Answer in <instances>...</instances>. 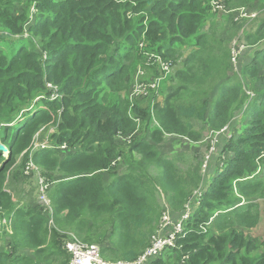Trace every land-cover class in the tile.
Wrapping results in <instances>:
<instances>
[{"label":"trees","instance_id":"1","mask_svg":"<svg viewBox=\"0 0 264 264\" xmlns=\"http://www.w3.org/2000/svg\"><path fill=\"white\" fill-rule=\"evenodd\" d=\"M13 1L0 0V45H17L8 57L0 46V123L13 122L21 109L27 117L1 130L8 153L0 152V218L11 216L12 233L9 248L0 249V264H67L60 231L97 244L106 260L135 259L155 235L161 214L156 197L164 194L179 214L201 182L198 169L180 172L153 142L165 134L193 137L191 119L219 131L243 107V125L224 142L218 156L223 166L206 181L184 223L185 234L146 264H264V240L252 231L261 220V202L252 198L264 200L263 16L244 33L243 43L234 45L244 54L241 74L255 81V93L244 99L239 75L228 73V36L199 32L208 9L203 5L212 0H24L29 9L21 16L11 13ZM220 1L236 11L250 0ZM27 32L29 38L23 36ZM141 39L151 47H144L147 52L183 58L171 76L172 89L150 111L135 101L149 99L158 87L146 96L131 95L135 80L128 87L129 60L133 54L143 57L137 51ZM180 43L192 46L185 56ZM143 68L145 80L158 74L153 66ZM47 84L60 96L51 100ZM185 94L203 96L185 102ZM151 118L157 127L149 138H138V119ZM43 129L47 145L31 151ZM63 143L69 151L60 150ZM19 155L21 166L31 160L59 173L49 189L55 228L48 227L49 215L41 207L14 208L5 180ZM29 250L27 257L23 252ZM15 252L21 253L15 257Z\"/></svg>","mask_w":264,"mask_h":264},{"label":"rangeland","instance_id":"2","mask_svg":"<svg viewBox=\"0 0 264 264\" xmlns=\"http://www.w3.org/2000/svg\"><path fill=\"white\" fill-rule=\"evenodd\" d=\"M214 1V4L219 6L221 5L220 0H212ZM260 0H250L249 4H247L245 7H240L238 11H233L235 9H229L226 8L223 3V7H220L219 10H213L209 4V2H206L203 6L208 8L205 15L203 23H201L199 27V32H209L212 33L214 37L222 36L225 38V36H228V40H225L228 44V47L230 48V52L232 50L233 43H243V36L244 33L248 29H252L254 25L256 24L257 20L263 16L264 18V3L259 2ZM208 5V6H207ZM26 9L28 10L29 7L26 5L24 0H14L13 5L10 9L11 13L16 16H21V12ZM31 12V9L30 11ZM214 26V27H212ZM224 29V30H222ZM26 38H29L30 35L28 32L24 35ZM25 42V40H23ZM140 44H142V48L150 49L151 47L148 46V43L141 39L137 43V51L140 54L139 48ZM177 47L180 48L184 56L187 54L188 51L191 50V45H185V44H176ZM2 47V52L7 57L12 52V46L14 48H17V45L12 44H4L0 45ZM135 53V52H134ZM239 55V54H238ZM244 54L240 53L239 56H242ZM143 56V55H142ZM238 57V56H237ZM237 59V58H236ZM183 58H179L177 60H174L173 68L171 73L168 74V76L159 81V86L156 89V91L153 93V96L150 97L147 100H137V104L139 107L143 108L144 110H149L150 107L155 105H160L165 96L167 95V90L172 89L173 80H171V76L173 75V70L176 67H179L181 65V61ZM232 62V61H231ZM130 70L128 75V87L130 86L131 82L133 80L134 84L137 79H139V72H144L145 76L147 75V71L143 68L144 66H149L150 64H146L144 62V56L136 57L133 54V57L129 60L128 63ZM238 69V66L232 62L230 69L228 71L229 75H237L238 73L236 70ZM149 75L153 74V70L150 69L148 72ZM243 85V92L241 97L246 98L248 95H252L255 93L254 90V82L255 81H249V79H246L244 74H238ZM238 77V76H237ZM142 78V77H141ZM140 78V79H141ZM133 84V85H134ZM127 91L128 89L123 93L124 97H127ZM156 93V94H155ZM186 96L182 95L181 100L185 102H196L199 99H202V96L199 97L198 94L190 95L185 94ZM215 95V88L211 90L208 96V100H211L213 96ZM60 96V95H59ZM37 100V99H36ZM35 100V101H36ZM192 100V101H191ZM250 99H247V102ZM35 104V102H33ZM34 110V109H33ZM32 110V111H33ZM239 110H236L233 112V116L231 120L234 119V115ZM242 115V112H239L237 118L240 119ZM58 120L60 115L58 114ZM54 123L57 122V118L54 117ZM237 120V123H238ZM244 118H241V126L243 125ZM193 128H194V135L193 137H185V136H178L173 134H166L164 135L163 139L158 142L154 143V145L158 148L159 154L164 155L165 158L171 162H174L175 165L178 167L179 171L182 173L186 172H194L198 169L197 174L201 176V182L198 184L204 183L202 180H209L212 179V177L217 173V170H214L213 168L215 164L218 162V156L221 152L222 146L224 144V139L230 138L231 135H228V129L227 126L224 128V132L215 133L216 131H212L208 128L207 123L204 121H196L191 119L190 120ZM50 127V126H49ZM157 127L156 122L153 118H151L147 123L142 121L141 119H138L137 121V131L140 133L137 137H146L149 138V133L151 129ZM53 125L49 128V130L54 129ZM13 129V128H12ZM237 129V128H235ZM234 132V130H232ZM137 133V132H136ZM0 131V135H1ZM36 143H42L46 139V129H43L40 133H37L36 135ZM148 141L152 142V139H149ZM123 140L119 137L117 138V144L118 146H123ZM129 143V141H128ZM126 155H128V146H126ZM138 156V155H137ZM176 159V161L174 160ZM123 160V159H122ZM115 163L117 162V159L113 160ZM118 161H121V158L119 157ZM24 167L21 166V155H19L13 165L8 168L6 173V180H5V189L8 190L12 196V201L14 203V208H20V209H27L28 207L38 206L40 207L38 201H37V188L38 183L36 180V171H30L28 173L24 172ZM213 168V173H210V170ZM40 175L42 177H55L59 173L46 171L40 167H37ZM150 172L152 173V169H150ZM103 173V172H101ZM209 174H211L209 176ZM109 182L108 180V174L104 172V183L107 184ZM198 189L194 190L193 194L198 191ZM192 194V197H193ZM191 197V198H192ZM160 198H162V201L166 199L164 194H160ZM190 198V199H191ZM158 201V197H156ZM252 201H256L257 203H260V211H261V220L258 224V226L253 229L252 231L255 232L257 235L261 237L262 240H264V200L257 199V197H253ZM10 219L11 216H4L0 218V226L8 227L10 225ZM209 224V223H208ZM1 228V227H0ZM68 233H61V237H66ZM5 243V241H4ZM172 256H170V260L172 259ZM103 257V256H102ZM104 258V257H103ZM105 259V258H104ZM184 261V259L182 260Z\"/></svg>","mask_w":264,"mask_h":264},{"label":"built area","instance_id":"3","mask_svg":"<svg viewBox=\"0 0 264 264\" xmlns=\"http://www.w3.org/2000/svg\"><path fill=\"white\" fill-rule=\"evenodd\" d=\"M234 45L238 43H233L232 54L236 57L238 56L240 49H237ZM139 50L144 56L146 64L154 65L159 74L156 77H152L149 80H145L144 72H139V79L136 80L132 88V96H146L150 90H154L159 86V81L165 79L166 75L171 72L173 68V63L171 60L163 59L160 55L155 53H150L142 48V44L139 45ZM44 59L46 55L44 54ZM142 77V78H141ZM141 78V79H140ZM49 88L52 89L50 98L55 99L59 97L57 89L50 84H47ZM41 143H34V148L39 146ZM61 149L66 148L65 145L60 146ZM30 171H36V178L38 183L37 188V201L48 213L51 212V204L48 199L47 193L51 182L46 181L45 177H42L31 161L27 162L24 167V172L28 173ZM188 215L186 213L178 216L169 210V212L164 210L160 216V224L156 229L155 235L151 238L149 246L133 261H116V262H106L99 255V248L94 244L82 243L79 241L68 240L63 244V248L70 253L71 258L68 264H146L147 262L156 259L160 256L167 248H172L175 244V240L178 235L182 232V220Z\"/></svg>","mask_w":264,"mask_h":264},{"label":"clouds","instance_id":"4","mask_svg":"<svg viewBox=\"0 0 264 264\" xmlns=\"http://www.w3.org/2000/svg\"><path fill=\"white\" fill-rule=\"evenodd\" d=\"M211 6V8L213 9V10H219V8L220 7H223V5H222V3H221V5H220V7L219 6H217V5H215L214 3L212 4V5H210ZM32 11H34V9L32 8ZM236 11H238V10H236ZM31 20V19H30ZM24 36V35H23ZM25 37V36H24ZM26 38V37H25ZM157 55H159L158 53H156ZM161 56V55H160ZM162 57V56H161ZM163 58V57H162ZM236 58H237V56L235 57L233 54H232V50H231V61L232 62H235L236 61ZM163 59H166V58H163ZM167 60H171V59H167ZM172 61V60H171ZM144 62H145V60H144ZM172 63H173V61H172ZM173 65H174V63H173ZM149 66H153L154 68H155V70L158 72V70H157V68L154 66V65H149ZM172 71V70H171ZM171 73V72H170ZM158 74H159V72H158ZM158 74L156 75V76H158ZM169 74V73H168ZM168 74L166 75V77L168 76ZM156 76H154V77H156ZM165 77V78H166ZM50 95H51V92H50ZM253 95V94H252ZM252 95H250V96H252ZM49 98H50V96H49ZM51 99V98H50ZM51 100H53V99H51ZM244 108V107H243ZM243 108L241 109V110H243ZM152 109V106L150 107V109H149V111ZM152 113V112H151ZM25 117H27L26 116V110L25 109H21V111H19L18 112V114H17V116L15 117V120L13 121V122H11V123H0V131L2 130V128L3 127H5V126H7V127H12V128H14L15 127V124H17V122H19V121H21L23 118H25ZM229 125H230V123L228 124V125H226L227 126V128L225 129V130H227L228 129V127H229ZM225 126V127H226ZM225 127H223L221 130H219V131H216L215 133H220V132H224L225 130H224V128ZM11 128V129H12ZM54 132V130L53 129H51V130H49V133H53ZM166 135V134H165ZM230 135H231V133H230ZM1 136V135H0ZM229 139V138H228ZM227 139V140H228ZM150 142V141H149ZM0 143L1 144H3L2 142H1V140H0ZM35 143V142H34ZM34 143H33V145L31 146V151L32 150H36V149H38V148H45V146L47 145V141L45 140L44 142H42L40 145H44L43 147H41V146H39L38 148L36 147V148H34ZM4 145V144H3ZM61 145H65L66 146V148H64V149H61L60 148V146ZM61 145H59V148H60V150H62V151H69V148H68V146H67V144H65V143H63V144H61ZM5 147H6V145H4ZM52 146V145H51ZM54 147V146H53ZM7 148V147H6ZM1 153H3V155L4 156H7V153H8V149H7V151L6 152H1ZM29 161H31V160H29ZM28 161V162H29ZM32 162V161H31ZM33 163V162H32ZM115 163V161H113L112 162V164H114ZM26 165V164H25ZM24 165V166H25ZM36 166V165H35ZM223 166V164H220L219 166H217V167H222ZM38 167V166H37ZM217 167L215 168V170H217ZM58 178V175L57 176H55V177H49V178H47V177H45V179H46V181L48 180L49 182H51V184L49 185V188H48V193H47V196H48V199H49V189L52 187V185L53 184H55L56 182H57V179ZM36 180H37V178H36ZM208 181V180H207ZM209 181H210V179H209ZM202 182L204 183V185L203 184H200L199 185V190H200V192H198V191H196L194 194H193V197H192V199L186 204V208H185V210L181 213V214H178V216H180V215H182V214H184V213H186L188 216L186 217V218H184L183 220H182V232L180 233V236H183L184 234H185V229H184V223H185V221H187V220H189L188 219V217H189V215H190V213L196 208V205L198 204V202H200V197H201V195L203 194V192H204V189H205V184H206V181L205 180H202ZM49 201H50V199H49ZM50 204H51V202H50ZM40 205V204H39ZM40 207L43 209V207L40 205ZM170 209V208H169ZM43 211L45 212V213H48L47 211H45L44 209H43ZM52 214H53V209H52V205H51V212H49L48 213V215H49V223H50V220L52 219ZM50 224H52L53 225V227L55 228V225H54V223L53 222H51ZM1 229L2 230H4V231H8L9 229H10V232L12 233V229H11V224L9 225V228L8 227H4V226H1ZM179 236V235H178ZM94 245H97V244H94ZM63 246V245H62ZM98 246V245H97ZM98 248H99V246H98ZM145 250V249H144ZM143 250V251H144ZM69 255H70V253H68ZM141 254V253H140ZM139 254V255H140ZM138 255V256H139ZM137 256V257H138ZM104 261H106V262H116V261H123V262H127V261H133V260H135V259H137V257L135 258V259H131V260H116V261H110V260H106V259H104L102 256H100ZM70 258H71V255L69 256V260H68V263H69V261H70ZM67 263V264H68Z\"/></svg>","mask_w":264,"mask_h":264},{"label":"crops","instance_id":"5","mask_svg":"<svg viewBox=\"0 0 264 264\" xmlns=\"http://www.w3.org/2000/svg\"><path fill=\"white\" fill-rule=\"evenodd\" d=\"M216 1V0H215ZM189 52V51H188ZM243 52V50L241 49L240 50V52H239V55H240V53H242ZM154 53V52H153ZM238 55V57H237V59H236V61L235 62H233V63H235L237 66H238V69L236 70V72L238 73V74H241V71H242V60H241V56H239ZM231 64H232V62H231ZM183 66V60L181 61V65L179 66V67H176L174 70H173V73L175 72V70L176 69H178V68H180V67H182ZM171 89H168L167 90V92H169ZM239 112H242L243 113V110H240V111H237L236 112V114L234 115V119L235 120H230V125H229V129H228V135L230 134V133H233V131L232 130H235V128H237V129H239L240 128V126H241V118H242V115H241V117H240V119L238 120V118H237V116H238V114H239ZM237 120H238V123H237ZM227 137L224 139V142L225 141H227ZM162 156H164V155H162ZM175 161H176V159H174ZM217 165H218V162L215 164V166L213 167V168H216L217 167ZM219 166V165H218ZM213 168L210 170V173H213V171L215 170H213ZM211 174H209V176H210ZM8 191V190H7ZM159 199H158V201H157V204H158V207H159V209H160V211H161V213L164 211V210H166L167 209V211L169 212V205H168V203H167V200L165 199L164 201H162V198H160V197H158ZM157 200V199H156ZM171 211L173 212V213H175L172 209H171ZM182 212H179V214H181ZM160 216H161V214H160ZM52 222V219L50 220V223ZM50 223H48V227L51 229V228H54L53 227V225L52 224H50ZM159 224H160V217H159V221H158V223H157V226H156V228H158V226H159ZM1 227V226H0ZM60 233H67V232H63V231H60ZM50 232L48 233V236H47V239H48V241L50 240ZM10 236H11V232H10V229L8 230V231H4V230H2L1 228H0V249H8L9 248V246H8V244L10 243ZM64 239V242L65 241H68V240H74V241H79V242H82V243H87V244H95V243H88V242H85V241H82V240H80V239H78V238H76V237H74L73 236V234L72 233H68L67 235H66V237L65 238H63ZM4 241H5V243H4ZM64 242L62 243V245L64 244ZM8 246V247H7ZM3 247V248H2ZM24 250V248L22 249V251ZM61 250H65L64 248H63V246H61ZM143 252V251H142ZM21 252H15V257H17L19 254H20ZM25 255H27V257L28 256H31V254H32V252L29 250L27 253H25V252H23ZM51 256L52 257H57L56 256V252H53L52 254H51ZM21 259V258H20Z\"/></svg>","mask_w":264,"mask_h":264},{"label":"water","instance_id":"6","mask_svg":"<svg viewBox=\"0 0 264 264\" xmlns=\"http://www.w3.org/2000/svg\"><path fill=\"white\" fill-rule=\"evenodd\" d=\"M7 151V148L0 143V152H6Z\"/></svg>","mask_w":264,"mask_h":264}]
</instances>
